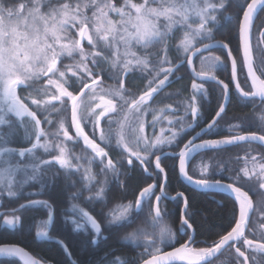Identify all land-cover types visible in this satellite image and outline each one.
Segmentation results:
<instances>
[{
  "label": "snow or ice",
  "instance_id": "6c2138e0",
  "mask_svg": "<svg viewBox=\"0 0 264 264\" xmlns=\"http://www.w3.org/2000/svg\"><path fill=\"white\" fill-rule=\"evenodd\" d=\"M262 12L264 0H0V207L5 197L18 201L22 195H40L59 180L65 191L76 189L67 193L70 215L64 218L76 230L88 226L84 239L90 250L113 234L140 249L132 258L111 250L94 264H218L226 250V264H264V222L253 220L258 212L264 221V30H257L253 43ZM223 19L230 30L217 40L214 29ZM213 48L222 50L223 58L212 55ZM181 68L190 85L168 94L180 98L174 104L154 108L170 77L184 78L176 76ZM136 74L143 87L139 92L126 85ZM205 82L217 92L214 115ZM234 93L251 103L252 111L237 117L242 123L229 126L230 134L221 137L220 121ZM21 129L29 146H7ZM81 143L83 156L74 151ZM254 143L260 150L251 147ZM228 146H243V155L229 157L235 168L203 159L192 164L194 154H219ZM169 156L190 185L230 193L231 220L216 239L197 240L198 210L184 192L170 196L166 191ZM136 168L152 182L140 187L121 181ZM225 172L230 182L210 178ZM109 174L123 189L111 208ZM30 182L39 183L40 191L24 194ZM127 195L133 199L125 203ZM81 200L101 207L93 215L71 203ZM37 207L46 219L33 221L36 236L48 237L46 228L56 215L49 200L26 199L0 216L16 228L24 213ZM57 243L67 251L62 240ZM0 257L19 258L4 264H41L2 239Z\"/></svg>",
  "mask_w": 264,
  "mask_h": 264
},
{
  "label": "trees",
  "instance_id": "16d2710c",
  "mask_svg": "<svg viewBox=\"0 0 264 264\" xmlns=\"http://www.w3.org/2000/svg\"><path fill=\"white\" fill-rule=\"evenodd\" d=\"M222 21V20H221ZM234 23V21L232 22ZM221 28L217 29V33L220 35L227 36L229 32L230 22L225 25V22L222 21ZM264 28V12L260 13L254 27V37L256 42V36H258L259 31ZM205 55V54H204ZM206 55H209L208 53ZM212 55H219L223 58V52H212ZM176 55H170V58L174 59ZM174 62V60H173ZM197 67H199V61H195ZM182 76H184V80L190 81L189 74L181 68L180 72H178ZM177 74V73H176ZM219 78L226 79L224 74L220 71L216 73ZM227 81V80H226ZM129 87V84H126ZM141 91L138 90V92ZM214 106H209V113L212 114ZM228 114L226 117L228 120L232 121L233 124H241V120L237 119V117H242L249 112L245 111L243 106L238 105L234 100L231 99V102L227 108ZM148 119V118H147ZM188 119V118H186ZM212 151L202 152L193 160V165L197 160H209V157L212 156ZM210 161V160H209ZM236 166V165H235ZM145 174L141 172L139 168L135 170L129 171L128 176H121V181H124L130 185H138L143 187L146 183H150L148 180L144 178ZM111 183L112 191L108 194L109 203L108 208H111L113 204L117 203L120 200V196L123 193L122 188H118L116 182L113 179H109ZM63 188L62 182H59L57 185H54L52 188L47 187L45 191L40 195H31L29 197H22L15 201L11 199V201H7L4 198L2 201L3 207H0V210H6L10 207H17L18 203H23L26 199H45L49 200L53 203L56 209V215L54 216L53 224L51 226L49 237L51 239H55L56 241H48L43 238L36 236V231L38 230L33 221H40L46 219L44 214V209L37 207L36 209L26 211L23 215V224L18 225L16 228H7L1 226L0 220V239L4 242L15 243L18 246H21L25 250H27L33 257L41 260L47 264H94V261H97L100 257L104 256V254L111 250H116V255H120L122 257L132 258L137 254L135 252H139L140 249L136 248L131 242H122L116 239V235L113 236L106 242L99 244L97 246V250H90L86 245L84 237L88 231V226L83 229L76 230L75 226L71 224V222L65 221V215L67 213V207H70L69 201L66 199L67 195L62 196L57 195V190L54 189ZM79 187V186H77ZM76 189L70 188L66 190V192L75 191ZM95 187L93 191H95ZM166 191L168 194H176L178 191H182L186 196L190 198V201L193 205V208L198 210V215L194 218V227L197 232L196 239L203 240L208 239L211 241L212 239H216V233L223 234L227 230V225L231 220V197L225 194H211L205 192H198L188 188L177 178V171L175 168L169 169L168 171V186ZM39 192V191H37ZM36 192V193H37ZM65 194V193H63ZM85 196L88 195L87 192L84 193ZM61 199V200H60ZM133 197L131 195H127L123 202H127L132 200ZM71 203L80 204L81 207H84L85 210L91 212L95 215V211L93 209L99 210L101 207L100 203L88 204L83 201H72ZM167 207L173 211L177 210V206L174 202H165ZM63 208L61 211V216H59L60 208ZM60 209V210H59ZM107 210V209H105ZM65 214V215H64ZM20 215V213H17ZM47 230V228H46ZM119 234L123 235L124 230L120 229ZM108 235V233H105ZM58 240H62L64 245L67 246V251L62 247ZM203 246V245H200ZM229 256L227 253H223L219 257L218 264H226ZM12 258H2L0 259V264H4L6 260ZM21 264V263H20Z\"/></svg>",
  "mask_w": 264,
  "mask_h": 264
},
{
  "label": "flooded vegetation",
  "instance_id": "af4514ba",
  "mask_svg": "<svg viewBox=\"0 0 264 264\" xmlns=\"http://www.w3.org/2000/svg\"><path fill=\"white\" fill-rule=\"evenodd\" d=\"M215 38L217 40H224L225 35H223V36H215ZM253 41H254V39H253ZM205 43H207V41H205ZM215 51L222 52V50H219L217 48L216 49H212V52H215ZM204 54H205V56H207L206 55L207 53H204ZM172 55H177V54L175 52H173ZM173 60H174V63H175L176 62V59L174 58ZM176 76H182V75L179 74V73H177ZM170 80L172 82L170 84H168L163 89V91L155 98V103L153 104V107L154 108H161L164 105L169 104V103H173L174 104L180 98L179 97H176L175 95L169 97L168 94L169 93H175L177 90L181 89V86L182 85H190V81L184 80V78L183 79H176L175 77H170ZM127 83L128 82H126V84ZM107 84L112 85L113 82H107ZM128 84H129V88H131L134 92H138V90H140V89L142 90L143 89L142 84H141V81L139 79V74H136V78L133 79L132 83H128ZM205 88H207L208 91H209V100L206 101V103H208L209 106L212 105V106H214V108H216V106L218 104V99H217V92L215 90L214 84L213 83H210V82H205ZM164 93H165V95H164ZM186 94L187 93H185V95ZM231 99L234 100L238 105L243 106V108L245 109V111H247L249 113L252 111V105H251V103H246L245 101H243L241 99V97L238 94H235L234 93L233 95L230 96V99H229V101L227 103L226 112L224 114L225 116L228 114L227 108H228V106H229V104L231 102ZM257 112H259V108H257ZM166 115H171V114H166ZM211 115H214V111L212 112ZM224 115H223V118L221 120V128L218 130V135L221 136V137L222 136L229 135L230 133L227 131V129L229 128V126L233 125V123L232 124H229L231 122V120H228L226 117H224ZM147 118H148V120H151L152 119V116L150 115ZM208 119L210 120L211 119V116H209ZM232 121H234V120H232ZM189 122H190V117L188 119L185 118L184 124L187 125ZM201 126H203V125H201ZM242 130L256 131L257 129L255 127H244ZM157 131H159V126L157 127ZM188 131H189V134H191V130H188ZM197 131H199V129H197ZM23 136H24V133H23V130L21 129L19 135L16 136L15 139L13 140L14 143H11V146H14L13 148H20V147H27V146H29L27 143L24 142ZM186 138L187 137H185V139ZM204 138H209V137H204ZM197 142H199V141H197ZM69 147L72 148L73 146L70 144ZM242 147L243 146H230V147H227L222 153H219V154H214L213 153L212 156H210V157L213 158V160H211L209 163L217 162V161L228 162L229 167L235 168L236 167L235 166L236 165L235 164V161L234 160L233 161H230L229 160V157H234V156H236L238 154L239 155H243V152L241 151V148ZM251 147L252 148H255L257 150H260L256 144H253ZM173 150L174 149H167V151H173ZM74 151L78 155H82V156L85 155V152L82 149V143H81L80 146H76L74 148ZM38 154H39V152H38ZM111 154L113 155V158L114 159H118L119 158V153L113 152ZM44 158H46V157H44ZM172 161H173V158L170 157V156L165 159V163L168 165V167L166 168V171L167 172L169 171V169H172L173 168ZM192 164H193V160H192ZM176 171H177V178H178L179 181H181L180 178H179V175H178V169H176ZM228 175H229V173H227V172H225V173H217L215 176L210 177V178L211 179H217V180H223L224 182H230L228 180ZM101 179H102V177H101ZM148 181L149 182H152L151 180H148ZM59 182H61V181L58 180L53 185H57ZM35 184H37V182H35ZM77 186H79V184H77ZM34 189L35 190H40V188H38V187H35ZM169 195L170 196H173L175 194H169ZM257 199H258V196H256V195L253 194V200L256 202ZM168 202H172V201H168ZM105 211H107V210H105ZM0 212H4V211L2 210ZM48 228H49V226H48ZM50 229H51V227H50ZM48 232H50V230H48ZM250 238H253V237L250 236ZM135 253L137 254L138 252H135ZM225 253H227V255L230 257V252L229 251L226 250Z\"/></svg>",
  "mask_w": 264,
  "mask_h": 264
},
{
  "label": "rangeland",
  "instance_id": "374dc122",
  "mask_svg": "<svg viewBox=\"0 0 264 264\" xmlns=\"http://www.w3.org/2000/svg\"><path fill=\"white\" fill-rule=\"evenodd\" d=\"M222 21H224L225 22V25L229 22V20H227V19H223ZM221 21V22H222ZM220 22V23H221ZM221 28V24H219V25H217L216 26V28L214 29V32H215V36H219V34L216 32L217 31V29H220ZM229 29H230V26H229ZM220 36H223V35H220ZM65 63L66 64H70V63H72V61L71 60H65ZM107 82H112V81H106V83ZM127 82V81H126ZM143 90V89H142ZM141 90V91H142ZM164 95H165V93H164ZM220 124H221V121H220ZM229 124H232V121L229 123ZM233 125H235V124H233ZM149 132H151V130H149ZM11 143H14L13 141L11 142ZM11 143H9L7 146H9V147H14V146H11ZM201 160L202 159H200V160H197L196 162H195V164H194V166H198L200 163H201ZM203 162L204 163H209L210 161L209 160H203ZM112 179V177H111V175L109 174L108 175V179ZM54 185L52 184V185H49L48 187H50V188H52ZM35 187H38V188H40V185H39V183H37V184H35V182H30L28 185H25V187H24V194H34V193H36L37 191H40V190H35L34 188ZM57 190V191H56ZM68 190V189H67ZM54 191H56L57 192V195L59 194V195H61L62 194V196H64V195H67V193H68V191L66 192L63 188H60V186L58 187V188H56V189H54ZM63 193H65V194H63ZM29 196H31V195H22V197H29ZM5 199H7V201H3V202H7L8 203V201H11V198H7V197H5ZM28 199H31V198H28ZM259 199V198H258ZM258 199H257V201H256V203L255 204H257V206H258ZM61 200V199H60ZM82 201V200H81ZM26 202V201H25ZM25 202H23V203H25ZM63 208L64 207H62V208H60L59 210H60V212H59V216H61V211L63 210ZM69 207H67V209H68ZM67 209H65V210H67ZM69 215H70V213H68ZM65 215V214H64ZM253 220L254 221H256V223H257V225L260 223V222H264V221H260L259 220V213L257 212V213H255L254 215H253ZM1 226L2 227H7V228H11V227H9V226H7V225H5L4 223H3V220H2V222H1ZM48 230V229H47ZM46 230V231H47ZM37 232V231H36Z\"/></svg>",
  "mask_w": 264,
  "mask_h": 264
},
{
  "label": "water",
  "instance_id": "95a60500",
  "mask_svg": "<svg viewBox=\"0 0 264 264\" xmlns=\"http://www.w3.org/2000/svg\"><path fill=\"white\" fill-rule=\"evenodd\" d=\"M264 30V29H263ZM214 49V48H213ZM255 144V143H254ZM230 147V146H228ZM199 153V152H198ZM196 154L193 155V157L195 156ZM192 157V158H193ZM180 180L182 183H184V185H186L188 188L194 190V191H198V192H205V193H211V194H225V195H228V196H231L230 193H228L226 190H221V189H214V190H204V189H198L196 185H190L186 180L183 179L182 176H179ZM20 247V246H19ZM26 251V250H25ZM28 252V251H26ZM29 253V252H28ZM30 254V253H29ZM30 256H32L30 254ZM33 257V256H32ZM0 258H3V257H0ZM34 258V257H33ZM17 260L19 258H16ZM36 259V258H35ZM21 263L23 264V262L21 261ZM41 264H44L43 262H41Z\"/></svg>",
  "mask_w": 264,
  "mask_h": 264
},
{
  "label": "bare ground",
  "instance_id": "6f19581e",
  "mask_svg": "<svg viewBox=\"0 0 264 264\" xmlns=\"http://www.w3.org/2000/svg\"><path fill=\"white\" fill-rule=\"evenodd\" d=\"M202 152H206V151H201V153H202Z\"/></svg>",
  "mask_w": 264,
  "mask_h": 264
}]
</instances>
